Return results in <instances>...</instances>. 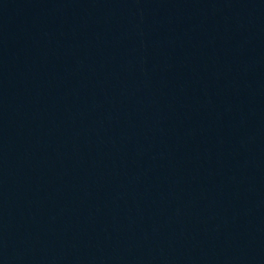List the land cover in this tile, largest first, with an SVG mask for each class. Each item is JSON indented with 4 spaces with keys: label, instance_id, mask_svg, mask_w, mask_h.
I'll return each instance as SVG.
<instances>
[{
    "label": "water",
    "instance_id": "obj_1",
    "mask_svg": "<svg viewBox=\"0 0 264 264\" xmlns=\"http://www.w3.org/2000/svg\"><path fill=\"white\" fill-rule=\"evenodd\" d=\"M0 264H264V0H0Z\"/></svg>",
    "mask_w": 264,
    "mask_h": 264
}]
</instances>
